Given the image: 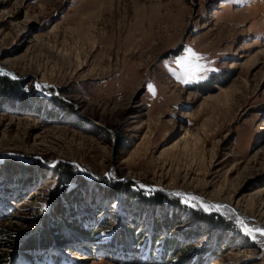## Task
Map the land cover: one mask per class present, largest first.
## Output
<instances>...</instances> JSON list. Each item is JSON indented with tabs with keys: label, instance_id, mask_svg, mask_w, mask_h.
Instances as JSON below:
<instances>
[{
	"label": "rangeland",
	"instance_id": "374dc122",
	"mask_svg": "<svg viewBox=\"0 0 264 264\" xmlns=\"http://www.w3.org/2000/svg\"><path fill=\"white\" fill-rule=\"evenodd\" d=\"M0 75L1 264H264V0H0Z\"/></svg>",
	"mask_w": 264,
	"mask_h": 264
},
{
	"label": "trees",
	"instance_id": "16d2710c",
	"mask_svg": "<svg viewBox=\"0 0 264 264\" xmlns=\"http://www.w3.org/2000/svg\"><path fill=\"white\" fill-rule=\"evenodd\" d=\"M0 81H2L3 83H4V87L2 88L3 90H2V93L3 92H5V91H7L8 89H7V87H9V85L12 87V85L14 84L10 79H8L7 77H5V76H3V75H0ZM5 89H7V90H5ZM22 172H26V171H22ZM78 180V182L80 183V186H82L83 185V187H85V185L84 184H86V182H82V180L79 178V177H76L75 178V181H77ZM106 194H108V195H113V192H112V194H111V191H109L107 188H105V187H102L101 188ZM104 193V194H105ZM115 193V192H114ZM105 194V195H106ZM136 198H140V199H143V200H149V198H147V197H144V196H137ZM151 199L150 200H153V201H155L156 203H159V204H161L162 202V204L164 205V206H166L165 208H167V209H170V208H172V210H173V208L175 207L176 208V210L177 211H185V209L184 208H182V207H180V205L179 206H177V204H175V202H169V201H165V200H163V199H161V198H158V197H150ZM158 198V199H157ZM164 202H166V203H164ZM156 203H152V204H156ZM161 204V205H162ZM189 215H191V217H193V218H195L196 220H200L201 222H204V223H206L207 225H214V224H218V225H220V224H222L223 226H225V224L228 226L227 228L228 229H224V230H226V231H228V230H230V226H231V224L229 223V222H227L223 217H221V216H219V215H206V214H204V213H202V212H197V211H191L190 213H188ZM213 217H214V219H213ZM176 218L178 219V216H176ZM168 219V221H167V225L169 226V229H168V231L174 226V225H176V222H177V219ZM166 223V222H165ZM228 223V224H227ZM72 228L73 229H75L76 231H77V234L76 235H78L79 236V239L80 240H84V241H90L91 239H92V236H91V232H89V231H85V230H83L80 226H79V224L77 225V224H72ZM232 229H233V227H232ZM127 231V230H126ZM129 232L131 231V230H128ZM158 240V238H154V241L156 242ZM164 247L165 248H169V249H172L174 246L173 245H171V244H174V239H164ZM8 245L7 246H13V244L12 245H9V243H7ZM176 245V244H175ZM163 247V248H164ZM1 264V263H0Z\"/></svg>",
	"mask_w": 264,
	"mask_h": 264
},
{
	"label": "bare ground",
	"instance_id": "6f19581e",
	"mask_svg": "<svg viewBox=\"0 0 264 264\" xmlns=\"http://www.w3.org/2000/svg\"><path fill=\"white\" fill-rule=\"evenodd\" d=\"M196 204H198L199 206H201L202 208H204V209H206L207 211H212V212H215V211H217V212H220V211H224V212H228V213H231L232 211L230 210V209H228V208H224V207H218V206H215V205H211V204H209V203H206L205 201H202L201 199H198L197 197H192L191 198ZM243 227V226H242ZM246 227H248L247 225H246ZM261 227H258V226H256V227H254V233L256 232V231H264V229H260ZM248 229H250V230H252L253 228H251V227H248ZM254 235V234H253ZM263 238H264V235H263Z\"/></svg>",
	"mask_w": 264,
	"mask_h": 264
},
{
	"label": "snow or ice",
	"instance_id": "6c2138e0",
	"mask_svg": "<svg viewBox=\"0 0 264 264\" xmlns=\"http://www.w3.org/2000/svg\"><path fill=\"white\" fill-rule=\"evenodd\" d=\"M191 56H195V53H191ZM182 65H183V62H182ZM198 68H202L203 66H197ZM206 70V69H205ZM212 71H215V69H212ZM202 77H197L195 72H188L186 73V76L185 78L181 81L182 83L184 84H188L190 82H192L193 79H196V80H199L201 79ZM185 203H187V201H185ZM248 232L249 235H252V231L249 229V230H246ZM261 235H264V231H261L260 233Z\"/></svg>",
	"mask_w": 264,
	"mask_h": 264
},
{
	"label": "water",
	"instance_id": "95a60500",
	"mask_svg": "<svg viewBox=\"0 0 264 264\" xmlns=\"http://www.w3.org/2000/svg\"><path fill=\"white\" fill-rule=\"evenodd\" d=\"M184 196H185V197H187V195H186V194H185ZM213 213H217V212H213Z\"/></svg>",
	"mask_w": 264,
	"mask_h": 264
}]
</instances>
